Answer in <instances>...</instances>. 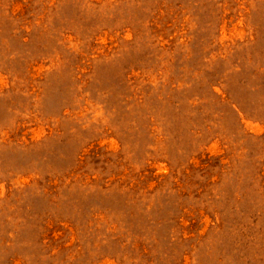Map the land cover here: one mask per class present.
I'll return each instance as SVG.
<instances>
[{
    "label": "rangeland",
    "instance_id": "374dc122",
    "mask_svg": "<svg viewBox=\"0 0 264 264\" xmlns=\"http://www.w3.org/2000/svg\"><path fill=\"white\" fill-rule=\"evenodd\" d=\"M0 264H264V0H0Z\"/></svg>",
    "mask_w": 264,
    "mask_h": 264
}]
</instances>
